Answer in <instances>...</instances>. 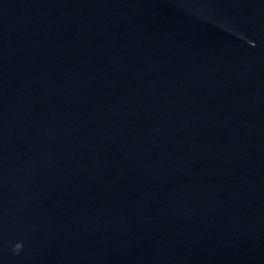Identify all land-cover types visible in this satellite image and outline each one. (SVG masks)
<instances>
[{
	"label": "clouds",
	"instance_id": "9594fccd",
	"mask_svg": "<svg viewBox=\"0 0 264 264\" xmlns=\"http://www.w3.org/2000/svg\"><path fill=\"white\" fill-rule=\"evenodd\" d=\"M23 248V244L22 242H16L13 246H12V251L16 254H19L21 252Z\"/></svg>",
	"mask_w": 264,
	"mask_h": 264
}]
</instances>
